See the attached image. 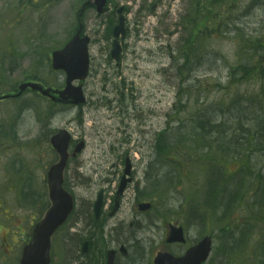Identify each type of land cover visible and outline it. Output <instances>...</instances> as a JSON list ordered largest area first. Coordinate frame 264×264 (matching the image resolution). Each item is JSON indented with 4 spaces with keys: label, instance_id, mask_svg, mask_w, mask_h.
I'll use <instances>...</instances> for the list:
<instances>
[{
    "label": "rangeland",
    "instance_id": "374dc122",
    "mask_svg": "<svg viewBox=\"0 0 264 264\" xmlns=\"http://www.w3.org/2000/svg\"><path fill=\"white\" fill-rule=\"evenodd\" d=\"M198 1L112 0L104 15L86 10L83 26L92 38L90 75L83 85L87 103L82 107L57 106L35 91L0 102V264L20 263L22 247L43 216L48 200L47 171L58 160L50 139L62 128L72 132L74 145L80 140L86 143L65 173L66 186L77 202L72 222L82 233H89L92 206L104 189L100 250L119 251L121 245L126 246L127 255L118 254L120 264H154L172 222L203 226L204 233H212L215 250L206 264H264L263 247L258 252L260 245L264 246V212L257 203L263 187L247 175L248 165L226 158L236 164H231L232 170L238 167L233 176L225 163V175L218 179L228 181L233 196L241 200L226 199L207 221L195 223L193 217H186L195 191L189 181L197 179L202 195L208 181H214L212 172L217 167L208 159L205 146L209 142L218 146L225 130L251 123L245 96L260 92L259 79L264 72V55L259 62L252 60L251 53L256 51L255 43H264V0H219L222 9L211 5L209 9L205 3L211 20L204 21L208 27L204 26L203 37L195 40L191 35L198 20ZM117 2L129 7L121 64L110 56L113 36L108 32L109 22L116 19L111 9ZM83 3L0 0L1 93L13 92L26 81L54 89L64 86L65 75L52 69L50 57L76 32ZM187 12L188 19H193L188 30L183 26L189 22L181 20ZM218 15L215 25L213 19ZM243 30L250 37L246 42ZM249 41L255 42L253 46ZM255 67L261 69L258 76L240 79L243 69ZM231 72L237 73L236 78ZM200 118L224 125L198 128L196 120ZM162 143L173 146L166 161L157 159L155 148ZM216 151L212 154L222 155ZM127 158L132 162L133 181L120 198L119 212L108 215ZM254 163L255 172L264 174V158ZM159 174L164 180L156 179ZM162 185L165 190L160 192ZM141 201L152 203L151 209L139 210ZM224 221L235 231L225 232L221 228ZM57 241H63L62 235L53 241L52 264H67L56 255ZM75 260L78 264L79 259Z\"/></svg>",
    "mask_w": 264,
    "mask_h": 264
},
{
    "label": "water",
    "instance_id": "95a60500",
    "mask_svg": "<svg viewBox=\"0 0 264 264\" xmlns=\"http://www.w3.org/2000/svg\"><path fill=\"white\" fill-rule=\"evenodd\" d=\"M106 0H96L99 11H102ZM123 29V19L121 24L115 30L116 32ZM88 37L81 38L80 31L77 35L61 50L55 51L53 54V67L55 69H64L67 73V86L63 91H60L59 100L62 102L83 103L85 102L82 86H72L71 82L74 79H84L88 74L89 55H88ZM118 44L115 42L113 54L118 57ZM31 86L34 89L42 87L27 83L21 85V90ZM44 94H50V90H42ZM58 100V99H57ZM70 136L67 131L62 130L52 138V143L56 150L61 155L59 163L54 165L49 172L50 183V198L52 206L48 210L45 218L36 226L33 242L24 252L23 264H49L51 237L55 230L64 223L74 207L73 197L63 188V170L66 166L68 158V146ZM80 150L83 144L79 145ZM102 193L99 195V200L96 204V209L101 207ZM211 245L210 239L206 238L197 248L186 258H174L168 254L159 255L156 259L158 264H200L202 260L208 257Z\"/></svg>",
    "mask_w": 264,
    "mask_h": 264
},
{
    "label": "trees",
    "instance_id": "16d2710c",
    "mask_svg": "<svg viewBox=\"0 0 264 264\" xmlns=\"http://www.w3.org/2000/svg\"><path fill=\"white\" fill-rule=\"evenodd\" d=\"M215 2H217L218 4L220 3L219 0H215ZM205 3L211 5L212 7H217L220 5L213 3L212 0L211 1L206 0ZM207 8L210 9L211 7H207ZM210 20H211L210 17L205 13L204 18L200 19V21L198 22L199 25L196 26L195 30L196 29L200 30L201 25L208 27V25H205L206 22L204 21L210 22ZM213 20H214V24L217 25L218 19L214 18ZM228 29H231V26ZM243 34H245L244 36H247V38L243 42H246L248 39H250L248 33L245 30H243ZM191 37L195 39L196 33L192 34ZM240 41L241 39L238 38L237 42ZM249 42L253 46L254 41L253 42L249 41ZM255 48L256 51L251 50L252 55H254L253 60L257 59L260 62L262 61L264 55V43L261 41L255 43ZM197 49H199V47H197ZM186 56H188L189 60H191V57L188 53H186ZM197 61L199 62V60ZM259 65L260 63H257V67H259ZM253 66H255L254 62H253ZM245 67H247V65ZM181 70L182 69H180V71ZM243 72L244 75L240 76V79L246 80L251 77L255 78L256 76H258L261 72V69H256V67L254 69L246 68L243 69ZM236 75L237 73L234 72H231L230 74L232 78H236ZM259 82H260V88H259L260 92L259 93L254 92L250 95L245 96V100L247 101L249 106V113L247 115V120L251 121L250 125L243 126V124L240 123L239 127H237L234 130H225L226 135L224 139L223 138L221 139L220 144L218 146H215L213 142H209V144H207L205 148L209 154L208 159L211 162H213L215 166L217 165L220 170H221V166L224 167L225 163L227 164V168L229 167V169L233 167V165L231 164H233L234 162L237 164L248 165L251 176L255 177L256 181L259 180L260 184L263 187L262 196L260 195L257 203L260 206V210L264 212V174L261 171L255 172V168H254L255 159L264 158V72L262 73ZM196 123H198V128H205L206 125L208 124V126L211 129H217L219 127L221 128L224 125L223 123H217L215 120H212L210 118L208 120H204L203 118L197 119ZM211 132L219 133L220 131L212 130ZM223 132L224 130L221 131V133ZM206 133H209V131H206ZM209 138H207L206 141ZM167 147L169 149V145ZM165 149L166 146L161 147L160 153H163ZM213 149L221 152L222 155L217 156L212 154ZM199 157L200 160L203 159V157L201 156ZM232 157L236 160H233V163H228L226 161V158H232ZM224 175H225L224 172H221L217 176H224ZM227 184L228 187L226 186ZM238 184L242 185L243 183H238ZM230 187L231 185L228 183V181L225 182L208 181L207 186L205 188V195L203 201L205 207L206 219L212 217L215 214V212L219 209V207L225 203L226 199H228V201L234 200L235 203L237 200H241V199H237L236 195L235 197L233 196L234 192L230 191ZM239 194L242 196L241 190L239 191Z\"/></svg>",
    "mask_w": 264,
    "mask_h": 264
},
{
    "label": "flooded vegetation",
    "instance_id": "af4514ba",
    "mask_svg": "<svg viewBox=\"0 0 264 264\" xmlns=\"http://www.w3.org/2000/svg\"><path fill=\"white\" fill-rule=\"evenodd\" d=\"M152 207V206H151ZM134 224V223H133ZM171 226L172 223H169V226L167 227L166 234H165V246L164 250L172 253L173 255L180 257L183 254L186 253V251L203 237V229L201 227H196L198 229V233L196 235H191L190 230L192 228H187L184 226L183 231H184V241L179 242V241H170V239H174L178 237V234L175 235L174 232L176 231H171ZM58 255L61 259L65 260L68 263H72L73 260H75L77 257L81 258L79 262L82 264H90L88 263L89 255L90 252V246L91 242L89 241V251L86 254L82 253V246H83V241H79L77 243H65V242H58ZM121 250V248H120ZM162 250V249H160ZM83 255H86L84 257ZM83 259V261H82ZM115 262L116 264H120L118 260V255H115Z\"/></svg>",
    "mask_w": 264,
    "mask_h": 264
}]
</instances>
